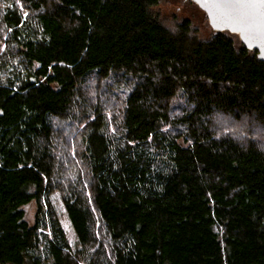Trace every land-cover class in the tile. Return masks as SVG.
I'll use <instances>...</instances> for the list:
<instances>
[{
    "label": "trees",
    "instance_id": "1",
    "mask_svg": "<svg viewBox=\"0 0 264 264\" xmlns=\"http://www.w3.org/2000/svg\"><path fill=\"white\" fill-rule=\"evenodd\" d=\"M161 1L1 0V264H264V62Z\"/></svg>",
    "mask_w": 264,
    "mask_h": 264
},
{
    "label": "rangeland",
    "instance_id": "2",
    "mask_svg": "<svg viewBox=\"0 0 264 264\" xmlns=\"http://www.w3.org/2000/svg\"><path fill=\"white\" fill-rule=\"evenodd\" d=\"M55 2L56 0H44V3L46 5L45 11L57 14L59 7ZM153 13L156 14L158 20L172 32L177 31L179 25L187 20L189 23H191L194 32L197 33L200 38H209L213 34L207 15L191 0H162L160 4L153 9ZM26 14L27 11H24L25 16ZM62 20L67 23L66 17ZM223 119L224 118L220 117V119H218V123H222L221 125H225ZM247 120L248 119L243 120V126H235L233 124L230 125L229 123H227L226 129L229 131H238V133H245L248 128L252 129L254 127L253 123H248ZM248 124L250 127L247 126ZM51 202L55 210L57 211L61 225L67 236L72 251L75 252L77 250H80L81 245L69 220L61 194H53L51 197ZM36 209L37 207L35 203H32L26 207V219L31 225L34 224Z\"/></svg>",
    "mask_w": 264,
    "mask_h": 264
},
{
    "label": "water",
    "instance_id": "3",
    "mask_svg": "<svg viewBox=\"0 0 264 264\" xmlns=\"http://www.w3.org/2000/svg\"><path fill=\"white\" fill-rule=\"evenodd\" d=\"M192 1L205 12L214 31L238 35L245 47L257 51L264 62V5L249 9L236 6L234 0Z\"/></svg>",
    "mask_w": 264,
    "mask_h": 264
},
{
    "label": "snow or ice",
    "instance_id": "4",
    "mask_svg": "<svg viewBox=\"0 0 264 264\" xmlns=\"http://www.w3.org/2000/svg\"><path fill=\"white\" fill-rule=\"evenodd\" d=\"M236 6L242 8H255L258 5H264V0H234Z\"/></svg>",
    "mask_w": 264,
    "mask_h": 264
}]
</instances>
